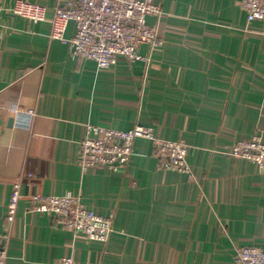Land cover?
Masks as SVG:
<instances>
[{
    "label": "crops",
    "instance_id": "0c3cea01",
    "mask_svg": "<svg viewBox=\"0 0 264 264\" xmlns=\"http://www.w3.org/2000/svg\"><path fill=\"white\" fill-rule=\"evenodd\" d=\"M30 1L44 5L47 17L57 4ZM156 1L164 9L161 42L148 68H99L51 39L49 20L33 22L14 12L18 0H0L1 231L9 228L13 181L25 173L7 264H52L63 256L78 264H237L238 247L264 248V168L229 153L256 133L264 141V21L249 23L243 0ZM74 33L70 22L66 37ZM89 123L121 130L141 123L184 141L193 176L164 170L145 138L120 172L83 170ZM70 191L113 214L108 241L28 208L32 194Z\"/></svg>",
    "mask_w": 264,
    "mask_h": 264
},
{
    "label": "built area",
    "instance_id": "2783aa9c",
    "mask_svg": "<svg viewBox=\"0 0 264 264\" xmlns=\"http://www.w3.org/2000/svg\"><path fill=\"white\" fill-rule=\"evenodd\" d=\"M242 6L247 12L249 23L264 21L263 0H243ZM14 12L33 22L49 20L51 39L67 42L73 56L93 60L99 68H113L121 62L129 65L142 62L148 68L153 59V50L161 42L159 19L164 9L156 0H57L51 17L46 16L44 5L30 0H18ZM150 16L158 18L156 25L149 24ZM70 22L75 24V33L68 38L66 30ZM144 45L149 46L146 53L142 52ZM11 112L30 118L36 114L33 109L24 111L12 108ZM86 129L79 153V165L83 170L100 168L113 173L120 172L129 165L136 140L145 138L151 142L153 154L164 170L193 176L187 161V144L159 136L151 125L138 123L132 129L121 130L89 123ZM229 153L234 157L249 159L264 168V141L260 133L234 142ZM24 178L23 172L12 184L7 212L9 228L6 231L0 230V264H7L11 225L24 197ZM28 208L34 212L50 214L60 227L73 233L81 232L90 240L106 242L114 233L113 214L102 215L89 207L80 192L32 194L28 197ZM235 260L237 264H264V248L240 246ZM52 264L78 262L72 256H63Z\"/></svg>",
    "mask_w": 264,
    "mask_h": 264
},
{
    "label": "water",
    "instance_id": "95a60500",
    "mask_svg": "<svg viewBox=\"0 0 264 264\" xmlns=\"http://www.w3.org/2000/svg\"><path fill=\"white\" fill-rule=\"evenodd\" d=\"M12 121V120H11Z\"/></svg>",
    "mask_w": 264,
    "mask_h": 264
}]
</instances>
